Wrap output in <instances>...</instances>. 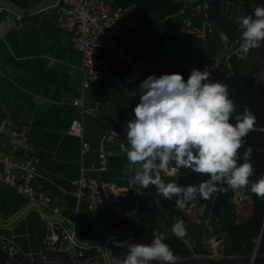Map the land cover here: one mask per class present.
<instances>
[{"label": "crops", "instance_id": "1", "mask_svg": "<svg viewBox=\"0 0 264 264\" xmlns=\"http://www.w3.org/2000/svg\"><path fill=\"white\" fill-rule=\"evenodd\" d=\"M209 1L214 33L199 49L191 48L184 23L192 0H171L174 5H181V9L162 17L146 15L137 4L128 6L127 13L139 20L154 18L165 22L169 29L168 39L157 37L154 31L147 29L154 36V42L146 45L138 42L132 31L125 28L121 41L131 42L147 62L158 67L156 77L180 74L187 81L193 69L219 55L223 63L211 82L224 83L234 72L232 59L224 58L227 45L242 36L235 17L249 15L252 0ZM58 2L0 0V9L3 8L0 10V124L4 120L12 122L10 127H0V241L14 243L27 264H76L68 263L64 254L50 255L48 259L42 257L48 233L47 220L54 219L68 227L76 219L81 225L78 239L87 252L78 264H120L121 261L111 253L108 239L114 232H119L114 230L113 212L117 210L121 216L134 217L135 225L147 223L146 219L152 221L150 208L144 204L147 201L145 195L151 196L154 186L142 187L138 198L130 195L120 198L97 219L87 210V198L77 210L72 191L74 181L82 176L118 187L130 183L138 166H130L126 154L120 151L121 143H127L126 137L105 142L104 136L119 120L134 118L132 109L139 102L131 95L123 63L110 57L108 49H103L101 55L120 75L121 83L113 87L105 80L83 89L82 57L73 48L72 34L65 17L58 11ZM244 68L264 84L261 78L264 74L262 43L253 49ZM80 98L86 108L93 110L92 113L84 114L74 104ZM73 121L82 125L81 135L70 133ZM24 127L40 158V168L49 179L40 183L49 190L47 203L43 206L31 202L6 182L7 175L19 172L25 159V141L12 134L13 129ZM84 143L89 144L88 150H84ZM178 175L167 177L161 173L163 180ZM138 199L137 205L134 201ZM168 215L170 211L162 210L161 218L153 223L155 230L173 235L172 226L163 219ZM222 235L226 236L225 241L212 242L210 255L182 240L189 247L192 258L199 261L231 258L235 264L253 263L256 251L248 262L243 263L240 256L232 254L227 232ZM5 258L0 249V264H4Z\"/></svg>", "mask_w": 264, "mask_h": 264}, {"label": "clouds", "instance_id": "2", "mask_svg": "<svg viewBox=\"0 0 264 264\" xmlns=\"http://www.w3.org/2000/svg\"><path fill=\"white\" fill-rule=\"evenodd\" d=\"M231 18V17H230ZM242 30L240 50L249 52L264 42V5H255L252 15H237ZM210 73L193 69L187 81L180 74L150 75L138 87L139 103L132 109L134 119L125 122L127 143L120 151L135 169L131 183L148 189L154 186L158 196L176 204L208 198L219 186L225 191L247 188L264 199V176L250 184L254 174L252 149L238 153L253 130L256 117L247 106L238 113L227 85L209 82ZM231 121H235L232 123ZM191 169L208 177L198 187L165 183L161 173L169 165ZM250 186V187H249ZM177 239L186 236V227L178 220L171 228ZM179 257L160 238L151 244L130 243L120 264H177Z\"/></svg>", "mask_w": 264, "mask_h": 264}, {"label": "built area", "instance_id": "3", "mask_svg": "<svg viewBox=\"0 0 264 264\" xmlns=\"http://www.w3.org/2000/svg\"><path fill=\"white\" fill-rule=\"evenodd\" d=\"M255 5H264V0H252L250 13L253 14ZM58 11L65 17L66 25L72 34L73 48L82 57L81 77L83 89L97 85L100 81H108L115 87L121 83L120 75L113 69V66L102 57L103 49H108L112 58H117L124 65L128 73L127 83L131 86V95L139 102V85L150 75H156L158 67L145 60L139 54L135 46L129 41H121L123 30L128 28L132 31L135 39L146 45L154 42V36L147 32L152 30L157 37L168 39L169 29L165 22L154 18L145 21L139 20L127 13L115 0H59ZM3 11V8L0 9ZM211 3L209 0H192L189 12L184 19L185 26L190 35V46L199 49L205 41L214 33V23L211 19ZM241 33L242 30L240 29ZM241 37L235 38L227 45L224 58L230 60H246L252 53L240 50ZM264 45V42H262ZM223 61L219 55H215L212 61L198 67L200 71L210 73L209 82L214 78L215 73L220 69ZM264 79V74L261 77ZM74 104L84 114H90L93 110L86 108L83 100L77 99ZM134 119V118H132ZM131 119L119 120L111 127L104 136L105 142H113L125 138V122ZM12 122L4 120L0 127H10ZM82 125L73 121L70 126V133L81 135ZM12 134L20 137L26 143V155L19 172L9 173L6 182L14 187L18 193L27 197L31 202L41 206L48 200L49 190L41 186V182L49 181L40 168V158L36 154L34 144L29 141L27 128L13 129ZM84 150L89 149V144L84 143ZM102 158L103 154L100 155ZM180 169L169 165L167 177L175 176ZM72 195L76 199V207L79 209L82 200L87 198V210L93 218H98L102 211L119 201L120 198L130 195L138 198L141 195V186L138 183H129L124 187H118L112 183L100 182L86 176L74 181ZM140 199V198H139ZM138 201H134L139 204ZM47 237L43 247V259L50 255L58 257L64 254L68 263H80L86 256V246L78 239V232L81 225L74 220L70 226L65 227L54 219L47 220ZM135 230L132 227L119 231L122 237H133ZM154 234L164 238L167 234L154 231ZM0 249L6 258L4 264H27L20 257L17 246L8 240L0 241Z\"/></svg>", "mask_w": 264, "mask_h": 264}, {"label": "trees", "instance_id": "4", "mask_svg": "<svg viewBox=\"0 0 264 264\" xmlns=\"http://www.w3.org/2000/svg\"><path fill=\"white\" fill-rule=\"evenodd\" d=\"M115 1L123 9H126L130 5L137 4L146 15H158L161 17L168 13L178 12L182 7L181 5H174L171 0ZM210 15L212 18V13ZM247 59L238 60L232 58L234 72L224 84L227 85L230 99H232L236 105V111L240 113L243 111L244 107L247 106L256 117L253 130L245 138L244 145L239 150L238 163L244 162V152L248 147H251V163L254 167V174L250 179H255L257 181L264 176V84L258 81L253 73L245 70L244 66ZM231 122L235 123V121ZM171 165L175 166L174 163ZM145 196L147 199L150 197L149 195ZM252 201V219L248 223L245 225L239 224L229 215L224 220V226L225 231L228 233L229 240L233 242V255L240 256L243 263L248 262L257 247V254L252 264H264V199L254 196ZM228 209L231 213L235 209V204L229 202ZM149 218L152 221L140 223L132 227L135 230L133 237H122L119 232H114L108 237L112 250L111 253L115 258L123 261L127 253V245L130 243L151 244L155 238H160L154 234L156 224H154L153 221L161 218V215L157 213L156 209L151 208ZM258 238L259 241L257 242ZM160 239L169 245L174 254L179 257L177 264H235V260L231 258L216 262L199 261L192 258L189 247L182 239H177L171 234ZM152 264H160V262H152Z\"/></svg>", "mask_w": 264, "mask_h": 264}, {"label": "water", "instance_id": "5", "mask_svg": "<svg viewBox=\"0 0 264 264\" xmlns=\"http://www.w3.org/2000/svg\"><path fill=\"white\" fill-rule=\"evenodd\" d=\"M208 177L202 176L192 172L191 169L181 168L179 175L175 178L164 180L165 183L174 182L177 185L185 186L192 185L198 187ZM256 182L255 179H250V184ZM226 185H220L218 190L208 198H202L197 193L194 201L186 204H176V198L172 201L163 199L156 193L155 187L153 188L152 195L145 202V206L157 210L161 215V211H170L168 217H163L164 221L173 226L178 220H182L186 227V236L183 238L189 244H194L195 249L204 254H212V242H224L226 236L222 235L225 232L224 220L230 215L235 217L236 210L232 213L229 212L228 203L236 204L242 197L248 196L252 199L254 194L245 188L240 191H225ZM250 187V186H249ZM151 191V189H149ZM252 219L249 215L246 219L238 218V223L245 225ZM147 222L149 219H146ZM136 223L134 217L121 216L117 210L113 212V225L114 230L120 231L127 227H132ZM228 235V233H227ZM230 249L233 248V242L229 241ZM229 249V250H230ZM231 251V250H230Z\"/></svg>", "mask_w": 264, "mask_h": 264}, {"label": "rangeland", "instance_id": "6", "mask_svg": "<svg viewBox=\"0 0 264 264\" xmlns=\"http://www.w3.org/2000/svg\"><path fill=\"white\" fill-rule=\"evenodd\" d=\"M252 198L248 196H244L242 200H239L235 204V208L237 211L238 218L244 220L246 219L249 215H251L252 212ZM259 241V238L257 239V242ZM257 247H256V252H257ZM255 255V252L253 253Z\"/></svg>", "mask_w": 264, "mask_h": 264}, {"label": "flooded vegetation", "instance_id": "7", "mask_svg": "<svg viewBox=\"0 0 264 264\" xmlns=\"http://www.w3.org/2000/svg\"><path fill=\"white\" fill-rule=\"evenodd\" d=\"M234 210H236V208H235ZM234 210H233V211H234ZM233 211H232V212H233ZM232 212H231V213H232ZM233 218L238 220L237 211H236L235 217H233ZM224 251H225V250H224Z\"/></svg>", "mask_w": 264, "mask_h": 264}]
</instances>
